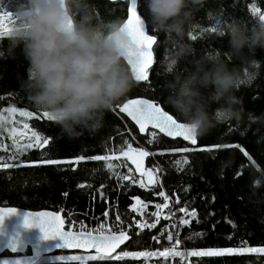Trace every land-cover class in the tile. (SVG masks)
<instances>
[{"label": "trees", "instance_id": "obj_1", "mask_svg": "<svg viewBox=\"0 0 264 264\" xmlns=\"http://www.w3.org/2000/svg\"><path fill=\"white\" fill-rule=\"evenodd\" d=\"M92 2L105 20L118 19L123 23L127 18L128 0ZM253 5L264 8V0H201L193 13L192 27L185 39L192 43L197 53L212 50L227 52V36L221 37L210 31L218 26L216 18L219 17L221 22L236 19L249 24L250 7ZM145 21L148 28V13ZM250 22L253 24L251 19ZM149 33L158 38L154 48V66L148 72L149 80L137 83L107 112L103 126L96 133L84 132L75 139L67 138L55 122L48 121L44 112L37 110L27 100L21 84L26 78L28 65L20 49L16 50L15 58L0 59V115L8 108L31 112L34 117L29 121L28 129L35 131L42 139H49L48 145L36 146V143H32L33 146L28 147L31 141L22 139L20 133H14L17 147L0 153V205L58 211L69 230H81L83 225L93 231L105 224L121 228V231L132 235L122 249L156 251L161 249L160 246L170 244L164 235H158L161 224L138 232L135 227L138 217L129 208L135 198L150 205L164 204V198L158 195L163 191L173 203L172 213L177 212L173 217L179 243L172 241L170 245H174V249L182 254L183 251L187 253L210 247H264V140L256 134V125L251 128L235 122L222 125L208 135L197 138V145H192L181 140H168L156 131L153 138V130L140 135L135 126L115 109L128 99L146 97L160 103L177 118L165 103L167 93L163 87L161 54L166 40L162 33ZM0 42L6 46L7 35L0 37ZM170 48L171 45L167 43L165 52L168 53ZM255 58L262 62L256 78L251 85L241 86L236 95L246 112L260 115L264 114V51L257 49ZM12 127L16 131L24 128L16 122L12 123ZM11 131L9 129L8 134L5 133L0 120V142L9 144ZM241 132L246 139L240 137ZM259 132L264 134V127ZM53 133L60 135L53 137ZM205 137L211 143L205 142ZM256 140L260 141L261 150L248 147ZM218 142L227 143L228 146L218 148L215 146ZM129 145L144 148L150 153L145 157V165L158 167L160 181L149 188L131 181V170H126L129 164L119 159ZM179 147H187L190 151H172ZM113 154L116 158L107 159ZM95 155L106 159H91ZM80 156L85 159L77 161L76 158ZM45 159L71 160L73 163L45 165L42 163ZM127 174H130L129 179H124ZM181 208L191 213L185 217L187 223L184 224L181 223ZM150 209L153 210V207ZM105 212L110 213L108 218ZM162 225L171 229L175 226L172 219L162 222ZM25 254L30 255L28 250ZM138 262L129 260L126 264ZM151 262L264 264V256L259 253L189 256L184 262L173 256L155 258Z\"/></svg>", "mask_w": 264, "mask_h": 264}, {"label": "clouds", "instance_id": "obj_2", "mask_svg": "<svg viewBox=\"0 0 264 264\" xmlns=\"http://www.w3.org/2000/svg\"><path fill=\"white\" fill-rule=\"evenodd\" d=\"M144 2L153 31L171 45L161 62L165 103L191 134L202 138L235 122L256 125L264 136V114L246 112L236 95L261 67L255 52L264 51V21H222L216 33L227 36V52L197 53L185 37L201 0ZM11 14L0 59L15 58L20 49L28 65L21 84L27 100L69 139L96 133L106 113L137 86L125 63L130 41L122 22L103 19L92 0H16Z\"/></svg>", "mask_w": 264, "mask_h": 264}, {"label": "snow or ice", "instance_id": "obj_3", "mask_svg": "<svg viewBox=\"0 0 264 264\" xmlns=\"http://www.w3.org/2000/svg\"><path fill=\"white\" fill-rule=\"evenodd\" d=\"M253 13H259L258 19L264 21V13L260 12L259 8L253 7ZM139 12V14H138ZM195 12V10H194ZM127 19L122 23L123 28L126 30L130 46L127 51L126 61L131 68L134 79L137 82L149 80V68L153 64V45L157 43V36L148 34L149 31H153L149 24L148 30L145 28V20L147 19V10L145 7L144 0H130V6L127 8ZM142 17H144L142 19ZM14 23V18L10 11H7L5 7L0 6V37L7 35L11 28L5 29V23ZM221 20L219 17L216 18V25H219ZM209 30V29H206ZM210 31L216 33V27H212ZM255 107V105H254ZM12 113H15L17 109H10ZM119 112L126 114L136 125L139 126L140 132L143 133L147 128L153 130L158 129L160 133H163L166 137H182L184 141H190L192 145H197L198 139L191 134L190 130L182 123L179 122L178 118L174 115L169 114L168 111L163 108L160 103L154 102L148 99H128L127 102L119 106ZM22 116H32L31 112L20 111ZM48 121L54 122L47 113H44ZM2 119V117H0ZM23 127L28 129L29 125L24 124ZM13 132L16 130L13 129ZM59 133H53V137H58ZM152 137H156V132L152 131ZM223 133H221V136ZM242 139L244 137L243 132L239 133ZM31 139L36 141V146H43L49 144V139H42L35 131L31 133ZM205 142L211 143V141L205 137ZM264 140V136L260 137ZM150 143L152 141H149ZM29 144L28 147H32ZM216 147L223 148L227 147V143H216ZM248 147L261 150L260 141L256 140L249 144ZM174 152L190 151L187 147H179L172 149ZM122 155L127 157L131 164L135 166L136 171L140 173L141 177L147 175L149 181H154V176L151 174V170L143 169V161L145 157H148L150 153L144 148H132L128 146L127 151H123ZM77 161L84 160L85 157L80 156L76 158ZM91 159L100 161L106 159L101 155H95ZM45 165H60V164H71V160H59V159H45L42 161ZM4 167H10L4 165ZM129 179V177H124ZM146 185L141 182V187ZM160 197L164 198V204H156L157 210L167 207L168 197L163 191L158 193ZM181 212H185V208L180 209ZM17 214L15 207L0 208V230L3 229L4 221L6 218ZM104 215H107L105 212ZM159 215V212L154 213ZM187 223V221H182ZM24 229H31L33 227L39 228L41 233L42 241H55L54 244L42 245L40 241H32L29 237L25 236L24 233L13 231L11 234H4L0 231V237H5L4 247L11 250L12 253L22 251L25 243L33 244V252L36 256H39L41 252L51 251L54 247L56 249H70V250H81L82 254L78 255H60L54 257L55 260L60 261L61 264H120V262L138 261L141 258H149L156 256V252L150 251H127L120 249L121 244H124L129 239L128 235L124 231L116 233L115 231L110 234H103L98 232L93 234L92 231L84 228L81 225L80 231L65 230V220L58 211H41L36 213L26 212L23 217ZM137 227H155V224H137ZM168 240H172L173 236L168 235ZM176 243H179L177 240ZM120 249V251H117ZM259 253L264 256V247H210L207 249L192 250L189 255L193 257H220L225 254L232 253ZM181 256L179 252H174L169 248H165L159 252V256L168 257ZM0 264H35L32 259L20 260L16 259L13 261L4 260Z\"/></svg>", "mask_w": 264, "mask_h": 264}, {"label": "rangeland", "instance_id": "obj_4", "mask_svg": "<svg viewBox=\"0 0 264 264\" xmlns=\"http://www.w3.org/2000/svg\"><path fill=\"white\" fill-rule=\"evenodd\" d=\"M11 3H13L12 6H11ZM15 4H16V0H0V6L5 7V9L7 11H10V12L14 11ZM253 7L259 8L260 12H262V13H264V8L257 7L256 5H253L250 7V19L254 24L259 20L258 19L259 13H253V11H252ZM250 19L248 17L249 24H251ZM12 26H13V23H9V22L5 23V29H8ZM164 37H165V35H164ZM166 39L167 38L165 37V40ZM166 45H167V43H166ZM166 45L163 46L161 59H163L164 56L167 54V52H165ZM10 109H13V108L6 109L0 115V117H2V119H0L1 123H2V130L7 134H8L9 129L10 130L15 129L12 127V123L16 122V123L22 124V125H24L25 123L28 124L29 121H31V119L34 117L33 114H32V116H22V115H20V111H16L15 113H12L10 111ZM24 112H27V111H24ZM15 132L20 133L22 136V139L30 140L31 142L29 144L36 143V141L34 139L30 138L31 133H32V131L30 129L26 130L25 128H23L22 130L15 131ZM15 132L11 131L9 133V135H10V143L9 144H5V143H3V141L0 142V153L7 152L8 149L11 147H17L15 144V139H14V133ZM132 148H135V147H132ZM109 158H116V156L113 154V155L107 157V159H109ZM119 159L120 160L122 159L125 161L126 164L127 163L129 164V167H126V170H128V169L131 170V174H132V180L131 181L133 183L141 186V182H143V184L146 185L145 188H149L153 184H155L157 181L161 180L158 167H156V166L147 167L145 165V158H144L142 167L145 170H149V169L151 170V174L154 176V181H149L147 175H145L144 177H141L140 173L136 171L135 166L132 165L131 161L127 157L123 156L122 153L119 156ZM129 176H130V174H127V177H129ZM151 207H153V210L150 209ZM172 208H173V203H172L171 199L168 197L167 207L162 208L160 210H157L154 204L150 205V204L145 203V202H143L137 198L133 199V204L130 206L129 209L135 214V216L138 217V220H139L138 222L135 223L136 231L140 232V231L144 230L145 228H149V227H137V224H145V223L153 224L154 223L155 225H157L160 223L161 227L159 229L158 235H164L163 237L165 238V240L167 239L168 243H170V244L172 243V241L175 244H178V243H176V241L178 240V238H177L178 231L176 230L177 229L176 220L173 217V215L175 216V214H177V212L172 213ZM157 212H159V215L158 216L154 215V213H157ZM179 212L182 213V215H183L181 223H183L182 221H186L185 217L191 214L189 211L181 212L179 210ZM105 216L108 218L110 216V213H107V215H105ZM170 219H172L174 224H175L173 229H171L168 226L162 225V222H167ZM180 219H181V217H180ZM100 231H113V230L111 229V227H109L107 224H105V225H99V227L94 229L92 232H100ZM169 234L173 236V239L171 241L168 240V238H167ZM170 244H167V246L166 245L160 246L161 249H159V250L150 251V252H156L157 255L153 256V257H149V258H141V260H138L139 261L138 264H152L151 260L161 257V256H159V252L163 251L165 248H169V249L173 250L174 252H179L178 250L174 249V245H170ZM245 248H247V247H245ZM123 250H127V249L124 248ZM146 251H149V250H146ZM179 253H181V252H179ZM189 253L190 252L185 253L183 251V254L181 253L182 255L177 256V257L184 262L190 256ZM236 253H240V252H236ZM78 254H82V253H77V252L57 253V254L42 257L35 264L61 263L60 261L55 260L54 257L60 256V255L68 256V255H78ZM28 256H29L28 254L11 255V254L7 253V255H1L0 256V262H2L4 260L13 261L16 259L27 260ZM168 257H173V256L169 255ZM162 258H166V257H162Z\"/></svg>", "mask_w": 264, "mask_h": 264}, {"label": "water", "instance_id": "obj_5", "mask_svg": "<svg viewBox=\"0 0 264 264\" xmlns=\"http://www.w3.org/2000/svg\"><path fill=\"white\" fill-rule=\"evenodd\" d=\"M107 1L114 3V2H118L120 0H107ZM129 6H130V0H128L127 8ZM138 14H139V12H138ZM143 18L144 17H142V19ZM145 28H146V31H147L148 28H147L146 21H145ZM148 34H150V33L148 32ZM156 44L157 43H155L153 45V64L150 66L149 71L154 66V62H155L154 48H155ZM125 63L127 64V61H125ZM127 66L130 69V71H131L130 66L128 64H127ZM145 82L146 81H141V82H137V83H145ZM131 99H148V100H152V99H149V98H146V97H134V98H131ZM152 101H154V100H152ZM125 102H127V100ZM154 102H156V101H154ZM116 110L119 112V107H117ZM119 113L121 115H123L128 121H130L135 126V128L137 129V131H138V133L140 135H143L148 130H153V129H151L149 127V128H147L145 130V132L141 133L140 129H139V126L136 125L134 121H132L129 117H127L126 114L121 113V112H119ZM153 131L158 132L159 134H161L164 138H166L168 140H172V141L181 140V141H183L185 143H190V141H184L182 137H166V136H164L163 133H160L158 129H155ZM8 207H15V206H3V205H0V208H8ZM15 208L17 209V214L6 218L5 221H4L3 229L0 230V231H2L4 234H11V232H13V231L21 232V233H24L25 236L29 237L32 241H40V243L42 245H48V244H54L55 243V241H42L41 240V233H40L39 228L33 227L31 229H24V227H23V217H24V214L26 212L36 213V212H41V211H54V210H49V209L31 210V209H25V208H21V207H15ZM61 216H62V214H61ZM65 230H69V229H67L66 226H65ZM73 231H77V230H73ZM125 233H126V235H128L129 239L126 240L124 244H121L120 249H122L132 239V235L128 234L127 232H125ZM93 234H97V233H93ZM103 234H105V233H103ZM105 235H107V234H105ZM4 244H5V237H0V256L3 255L4 253H9L11 255H24L27 252V250H28L30 255L27 257V260L28 259H32V260L35 261V263H37L39 261V259H41L42 257L53 255V254H56V253H67V252L82 253L81 250L56 249V248L53 247L51 249V251L41 252L39 256H36L35 253L33 252V244L32 243H25V245L23 247V250L22 251H18L17 253H12L10 249L4 247ZM120 249H118L117 251H120Z\"/></svg>", "mask_w": 264, "mask_h": 264}, {"label": "built area", "instance_id": "obj_6", "mask_svg": "<svg viewBox=\"0 0 264 264\" xmlns=\"http://www.w3.org/2000/svg\"><path fill=\"white\" fill-rule=\"evenodd\" d=\"M99 227V226H98ZM94 229H96V228H94ZM93 229V230H94ZM111 229L113 230V231H115L116 233H119L120 231H121V228H113V227H111ZM113 231H100V232H102V233H105V234H110L111 232H113ZM94 233H98V232H94Z\"/></svg>", "mask_w": 264, "mask_h": 264}]
</instances>
